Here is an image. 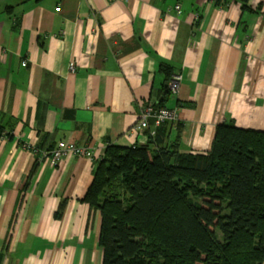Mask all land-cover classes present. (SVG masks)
<instances>
[{
    "label": "crops",
    "instance_id": "obj_1",
    "mask_svg": "<svg viewBox=\"0 0 264 264\" xmlns=\"http://www.w3.org/2000/svg\"><path fill=\"white\" fill-rule=\"evenodd\" d=\"M248 6L0 0V264H102L101 214L82 200L107 148L157 132L203 154L220 125L264 132V0ZM147 105L177 120L134 131ZM60 141L94 157L54 164Z\"/></svg>",
    "mask_w": 264,
    "mask_h": 264
},
{
    "label": "trees",
    "instance_id": "obj_2",
    "mask_svg": "<svg viewBox=\"0 0 264 264\" xmlns=\"http://www.w3.org/2000/svg\"><path fill=\"white\" fill-rule=\"evenodd\" d=\"M159 137L96 165L82 202L101 214L102 264H263L264 132L220 125L203 154Z\"/></svg>",
    "mask_w": 264,
    "mask_h": 264
},
{
    "label": "built area",
    "instance_id": "obj_3",
    "mask_svg": "<svg viewBox=\"0 0 264 264\" xmlns=\"http://www.w3.org/2000/svg\"><path fill=\"white\" fill-rule=\"evenodd\" d=\"M215 0H211L214 3ZM179 7L177 6L176 9ZM59 9H57L58 11ZM4 53V50L0 48V55ZM26 63L23 62V66ZM69 70L71 72L74 71V67L70 66ZM180 76H173L169 79L167 83L168 90L175 94L178 92L180 85ZM177 110L176 109H168L165 107H159L154 105H147L141 112L139 120L134 124V131H144L150 128V124L152 122L153 127L156 129L163 124L172 123L177 120ZM150 135L153 136L154 132H150ZM75 156V157H83L92 159L94 157L93 152L90 148L85 146H79L73 142H64L60 141L57 143L55 149L50 151L49 153L44 154L51 162L54 164H58L61 160H63L66 156Z\"/></svg>",
    "mask_w": 264,
    "mask_h": 264
},
{
    "label": "water",
    "instance_id": "obj_4",
    "mask_svg": "<svg viewBox=\"0 0 264 264\" xmlns=\"http://www.w3.org/2000/svg\"><path fill=\"white\" fill-rule=\"evenodd\" d=\"M168 86H166V88H167ZM168 89V88H167Z\"/></svg>",
    "mask_w": 264,
    "mask_h": 264
},
{
    "label": "rangeland",
    "instance_id": "obj_5",
    "mask_svg": "<svg viewBox=\"0 0 264 264\" xmlns=\"http://www.w3.org/2000/svg\"><path fill=\"white\" fill-rule=\"evenodd\" d=\"M179 7V6H178ZM179 9V8H178Z\"/></svg>",
    "mask_w": 264,
    "mask_h": 264
}]
</instances>
